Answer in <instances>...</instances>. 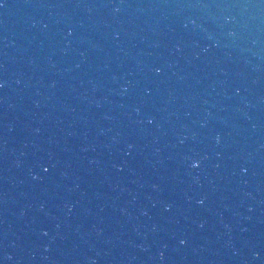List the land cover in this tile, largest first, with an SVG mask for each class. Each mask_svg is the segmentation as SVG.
I'll return each mask as SVG.
<instances>
[{"label":"water","instance_id":"95a60500","mask_svg":"<svg viewBox=\"0 0 264 264\" xmlns=\"http://www.w3.org/2000/svg\"><path fill=\"white\" fill-rule=\"evenodd\" d=\"M0 264H264V0H0Z\"/></svg>","mask_w":264,"mask_h":264}]
</instances>
